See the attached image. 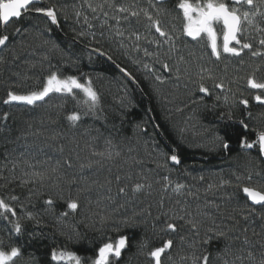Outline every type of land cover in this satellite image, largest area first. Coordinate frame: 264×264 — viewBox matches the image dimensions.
I'll return each mask as SVG.
<instances>
[{"label": "snow or ice", "instance_id": "obj_1", "mask_svg": "<svg viewBox=\"0 0 264 264\" xmlns=\"http://www.w3.org/2000/svg\"><path fill=\"white\" fill-rule=\"evenodd\" d=\"M147 4L143 7L139 0H99L95 4L92 0H83L79 5L73 3L69 13V5L58 6L50 0H0V53H8L0 55V66L20 62L35 68L36 63L25 58V53L35 54V50L28 52L30 39H40L41 47L64 54L60 44L51 38L55 28L71 53L68 66L79 67L85 58L89 64L102 59L127 82L120 101L124 111L116 114L122 127L131 110L139 107L133 102L128 85L140 88L142 93L144 89L140 87L141 81L113 60L104 46L115 39L124 48V41L131 40L135 51L142 50L145 57L154 61L142 65L155 81L150 95L159 99L158 85L166 83V77L158 74L155 67L159 65L160 71L174 76L177 88L183 81L187 99L183 107L178 106L175 111L183 112L187 108L208 121L196 147L225 158L235 153L237 160L249 163L253 159L264 161V111L254 114L251 107L254 101L264 109V77L257 76L264 73V62L249 65L247 75L240 78L244 82L243 90L238 80L227 77V66L223 75H217L213 68L202 65L193 73L190 62L183 56L179 57L186 65L183 69L179 64L168 62L181 36L194 43L205 41L210 57L216 62L226 56L237 58L243 65L246 50L253 58H264V0H147ZM166 4H172V8L165 7ZM85 5L92 13L91 18L83 10ZM164 16L179 20V28L175 23L166 28ZM141 18L147 35L136 27ZM93 21H98V25ZM141 40L154 45L156 51L141 48ZM253 40L258 47H254ZM76 46H79L78 53ZM165 46L167 50L163 51ZM45 61L49 64L47 73L37 78L35 87L17 92L13 84L2 103L36 108L48 104L54 95L71 98L70 112L62 117L57 113L56 118L49 113L47 117L51 125L62 121L68 131L33 130V122L25 121V127L12 138L14 128L9 122L10 113L0 115V138L16 145L12 152L5 154L7 163L3 167L8 168L10 163V171L15 173L17 167L23 165L20 176L13 179L20 188L27 189L24 199L32 208L29 210L22 202L21 195L0 197V222L5 225L0 231V264H120L122 256L132 249L135 256L144 258L145 264H264V172L247 167L243 172L233 171L235 182L220 176L218 182L207 184L201 200V190L195 184L178 177L174 179L172 175L183 163L184 147L193 146L186 144L183 135L186 129L177 132L167 115L163 122H154L156 118L151 113L155 109L149 107L144 109L147 120L137 122L134 127L148 137L145 145L150 143L149 155L154 156L156 168L165 172L153 179L149 174L151 169L146 171L143 160L134 154L136 148L128 146L125 152L114 142L113 133L120 132L115 121L107 128V135L99 129H95L93 135L91 128L76 134L75 130L89 116L103 119L102 127H107L101 95L91 75L65 74L51 65L47 55L40 64ZM13 75L30 79L20 72ZM102 78V75L97 76V79ZM234 83L238 85L235 91L231 86ZM57 107L63 109V105ZM45 132H48L46 136ZM29 136H45L43 146L35 141L29 144ZM21 140L24 143H19ZM46 149L59 154L55 163ZM17 151L20 158L9 159ZM37 153L46 158L37 159ZM112 166L116 168L115 173ZM106 167L108 175L101 180L100 173ZM183 174L191 175L187 167ZM191 179L204 182L205 176ZM154 185H159L160 195L153 203L150 198L157 191ZM228 188L233 191H224L219 202L207 198L209 193L215 196L221 189ZM166 195L169 199L178 197L173 206L166 207ZM33 197L40 199L41 209L37 210L31 203ZM233 201L236 204L231 206ZM46 217L54 221L69 242L83 245V254L68 250L66 245H51L50 259L37 255L46 247L45 241L51 239L45 231ZM81 226L95 235L89 237L87 232L81 233ZM164 236L167 238L163 239ZM152 239H163V242L152 246Z\"/></svg>", "mask_w": 264, "mask_h": 264}, {"label": "trees", "instance_id": "obj_2", "mask_svg": "<svg viewBox=\"0 0 264 264\" xmlns=\"http://www.w3.org/2000/svg\"><path fill=\"white\" fill-rule=\"evenodd\" d=\"M50 2L56 3L58 6L62 4L69 5L68 11L71 13L70 6L73 3L79 5L83 2V0H50ZM92 2L95 4L99 2V0H92ZM139 3L143 7L148 6L147 0H139ZM164 6L169 9L172 8V4H166ZM83 10L91 18L92 13L87 9L86 5ZM175 15L176 13L173 12V16ZM162 19L166 28L171 27L173 23L176 24L177 28H179V20H173L172 16H164ZM69 23H71V21H69ZM93 23L98 25L99 22L93 21ZM110 23H114V21H110ZM143 25L144 21L143 18H141V23L136 25V27L141 32V34L147 35V31ZM40 27H44L43 22L40 23ZM51 38L60 44V47L64 49V54H62L60 51H50L47 48L41 47L40 39H30L29 43L31 44V48L28 49V52L35 50V54L28 55L25 53V58L36 63L35 68H29L27 65L20 62L17 64L9 63L4 66H0V115H2L3 112L10 113L9 122L12 123L14 128L12 138H15V136L18 135V131L25 127V121L33 122V130L45 131V129L51 130L53 128H58L65 132L68 131L62 121L59 125H51L48 123L47 117L49 113H52L53 117L56 118L57 113H59V115L62 117L66 112H70L73 108V101L71 98L65 99L54 95L51 100H49L48 104L36 108L6 106L2 103L3 99L6 98L7 90L12 87L13 84H15L14 90L17 92H24L29 88L36 86L37 78H42L47 73L49 67L48 61H45L43 65L40 64L42 57L47 55L51 65L59 67L60 70L65 74H79L82 72L91 75L93 77L94 86L101 95V107L103 109L104 116H106L108 120L107 127H102V124L104 123L103 119L95 120L93 117L89 116L82 122L81 126L75 130L76 134L79 135L80 133L84 132L86 128H91L93 129V135H95V129H99L102 133H104V135H107V128L111 127V122L115 121L117 127L120 128V132L118 135L113 133V135L116 137L114 142L123 147L125 152L127 151L128 146L136 148L137 152L134 154H136L139 159L143 160V167L146 171L151 169L149 174L153 179H158L159 176L165 174V172L162 169L156 168V164L153 162L154 156L149 155L151 152L150 143L147 146L145 145V141L148 140V137L142 133H139L134 127L137 122L147 120L148 117L145 115L144 109L149 107L155 109V111L151 113V115L156 118L154 122H163V117L167 115L176 125L177 132L179 129H186V131L183 133L186 144H192L193 146L184 147V154L182 156L183 163L176 169V171L173 172L172 175L174 179L178 177L181 181L187 182L189 184H195L196 187L201 190V200L204 199V189L206 188L207 184L209 182H218L220 176H223L225 179H233V182H235L234 178L232 177L233 171L243 172L247 167L248 170L264 172V161L253 159L249 163L244 159L237 160L235 158V153L230 154L229 158H225L215 153L208 152L204 148L196 147L195 145L201 142L200 134L203 132V128L207 126L208 121L203 117L194 115L193 112L187 108H185L183 112L175 111L176 107H183V102L187 99L185 90L182 86L183 81H181V87L177 88L175 86L176 81L174 76L160 71L159 65H155V67L158 74L166 77V83L158 85L161 91V96L159 99L150 95V88L155 85V81L152 80L150 74L143 69L142 65L143 63L153 64L154 61L151 58L145 57L142 50L139 52L135 51L131 40L126 39L124 41V48H121L119 46L118 40L115 39L109 41L104 46V50L109 51V54L112 55L113 60L126 67L133 73V75L137 77V79L141 81L140 87L144 89V92L142 93L140 88H137L134 85H128L130 96L133 102L139 105V107L133 108L131 110L127 121L121 127L120 121L116 114L118 112L124 111V109L121 108L120 101L125 95L124 88L125 84L127 83L121 74L111 67L109 62L103 61L102 59L96 60V62L89 64L85 58L79 64V67L68 66V57L71 55V53L66 47V41L55 28H53ZM252 42L254 47H258L255 40ZM140 45L141 48L147 47L149 51H156L154 45H150L144 40L140 41ZM166 50L167 46H165L163 51ZM75 51L77 53L79 52V46H76ZM209 53L210 49L205 47V41L194 43L190 41V38L181 36L176 41V51L171 53V59L168 62L170 65L179 64L181 69H183L186 65L184 62L179 60V57L183 56L185 61L190 62L191 71L193 73H195L199 66L202 65L204 67L213 68L217 75H223L225 73V67L227 66V77L229 79L238 80L241 90L244 89V82L243 79L240 78H243L247 75L249 65L260 64L264 62V58L251 57L247 50L243 55V65L239 63L237 58H228L226 56L222 57L221 61L216 62L214 58L210 57ZM0 55L7 56L8 53H0ZM134 61H140L141 63H134ZM15 72H20L22 76L26 74L28 77H30V79L24 80L17 78L13 75ZM99 75H102L103 78L97 79V76ZM145 76H148V79H145ZM257 76L264 77V73H257ZM208 83L211 84V81H208ZM231 86L235 91L238 85L234 83ZM247 94L248 92L245 91V95ZM59 105H63V109L58 108L57 106ZM251 107L254 114L264 111V109L256 106L254 101L251 102ZM237 115L239 116L240 114L237 113ZM41 120H43V124H41ZM148 127L149 134H151V124H149ZM47 134L48 132H45V136ZM45 136H40L39 138L29 136L27 138V142L32 144L35 141L36 144L43 146L42 142L44 141ZM19 143H24V141L21 140ZM15 147V144L7 143L3 138H0V177L7 178L0 179V197L6 198L13 194L21 195L22 202L29 207V210H32L29 202L24 199V194H26L27 189L20 188L18 186V181L13 179V176H20V169L23 167V165L17 167L15 173L10 171V163L8 164V168L3 167V165L7 163L5 160V154L12 152V149ZM46 152L48 155L52 156V163H55V160L59 158L58 153H54L47 149ZM19 158V151H17L12 153V156L9 159L18 160ZM45 158V155L37 153V159L43 160ZM185 167H187L189 173L191 174L190 176L183 174ZM112 171L115 173V166H112ZM105 175H108L107 167L100 173L101 180ZM200 175L205 176L204 182L191 179L192 176L198 177ZM154 188L157 189V191H154L153 196L150 198L153 203L159 199L160 195L158 191L159 185H154ZM224 191L231 192L233 189H221L216 193L215 196L209 193L207 198L216 199L217 202H219V197ZM113 193H115V185H113ZM240 195L241 197L243 196L242 193ZM95 199L96 194L94 192L93 200ZM176 199H178V197L171 196L169 199L166 195V207L173 206ZM31 203L35 205L37 210L41 209V201L39 198L33 197ZM235 204L236 201H233L231 206H234ZM129 211H131V209H129ZM153 211L155 214V208ZM77 219H79V217H77ZM46 220L48 221V227L45 229V231L51 239L45 241L46 247L40 249L37 252V255H40L44 260L50 259L51 245L61 247L66 245L68 250L76 251L78 254H83L81 252L83 245L69 242L66 239V236L60 234L59 227L55 225L54 221H52L50 217H46ZM4 227V223L0 222V231H3ZM79 230L81 233L87 232L89 237L95 235L93 232L86 230L83 226H81ZM149 235L151 234L149 233ZM166 238V236L163 237V239ZM163 239H152V246H159L162 244ZM134 251L135 250L132 249L126 252L122 256L120 264H145L144 258L135 256ZM44 253H48V255L45 256ZM52 264H56V262H52Z\"/></svg>", "mask_w": 264, "mask_h": 264}]
</instances>
